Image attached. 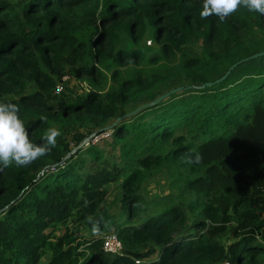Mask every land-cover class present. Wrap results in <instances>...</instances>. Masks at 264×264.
Wrapping results in <instances>:
<instances>
[{
    "label": "trees",
    "instance_id": "trees-1",
    "mask_svg": "<svg viewBox=\"0 0 264 264\" xmlns=\"http://www.w3.org/2000/svg\"><path fill=\"white\" fill-rule=\"evenodd\" d=\"M201 10L202 0H0V102L19 105L35 144L61 131L50 154L0 171V264H264V67L240 68L264 55L204 84L264 50V15L241 8L220 21ZM146 30L156 51L134 46ZM63 75L85 88L55 93ZM181 76L179 92L151 103ZM83 128L88 142L76 147L70 136ZM190 149L201 163L183 162ZM162 168L177 174L185 205L135 222L158 202L140 189ZM112 183L124 221L102 209ZM88 216L102 218L98 234L57 232ZM107 232L123 251L102 248Z\"/></svg>",
    "mask_w": 264,
    "mask_h": 264
},
{
    "label": "clouds",
    "instance_id": "clouds-1",
    "mask_svg": "<svg viewBox=\"0 0 264 264\" xmlns=\"http://www.w3.org/2000/svg\"><path fill=\"white\" fill-rule=\"evenodd\" d=\"M241 8L248 12L264 15V0H202L201 19L216 16L220 21L232 16ZM19 105L13 102H0V171L15 164L24 167L42 156L50 154L57 145V138L61 131L55 127L48 128L42 137L43 143L35 144L29 138L24 120L20 117ZM46 121V116H41ZM186 164H199L202 155L190 149L183 157ZM87 204V201L85 202ZM93 234L100 232L102 218L87 217ZM105 226H107L105 222Z\"/></svg>",
    "mask_w": 264,
    "mask_h": 264
},
{
    "label": "rangeland",
    "instance_id": "rangeland-1",
    "mask_svg": "<svg viewBox=\"0 0 264 264\" xmlns=\"http://www.w3.org/2000/svg\"><path fill=\"white\" fill-rule=\"evenodd\" d=\"M17 1L22 2L23 0H17ZM120 44L126 48L133 46V42L131 40H129L126 35H122ZM192 45L195 48H197L200 52H202L200 41H193ZM134 46L140 47L146 53H149L151 51H156L159 47L158 43H156L152 39V36L150 34V30H146L145 33L143 34L140 42L138 44H134ZM261 55H264V54H261ZM261 55H258V56H261ZM258 56H256V57H258ZM262 60H264V59L262 58ZM260 67H264V62H261L260 58L248 61L246 63H243L240 66L241 70H243L244 73H250V72H252V71H254ZM180 78L181 79L178 80V82H180V84L177 83L178 85H182L184 76H181ZM111 82H112L111 80H109L107 82V87L111 84ZM170 84H172L174 86V83H170ZM85 86H86V83L84 81L81 82V81L74 79L71 76H68L67 79L63 82V87L59 91H57L56 89L54 91H55V93L60 94V95H74V94L78 93L80 88H82V87L85 88ZM161 88H162V86H161ZM179 91H177V92H179ZM129 106H130V108H132L131 105H128L127 107H129ZM130 108H128V109H130ZM130 111H132V110L130 109ZM88 133H89V130L83 128V130H80L78 132L73 133L70 136V138H73L74 141L78 142L76 147H80V146L87 143V142L83 143V141L85 139H88L87 138ZM116 151H118L117 148H116ZM176 176H177V174L172 169L162 168L161 170L157 171L156 173L150 175L142 183L140 193L142 194V196L144 198V202L146 203V202L152 201V200H155L158 202L155 205L151 206L153 208L151 209V211L149 213H145V211L140 208L138 214L133 219L135 222H140V221L144 220V218H146V216H148L149 214H153L155 212H158V211L162 210L164 207H166L172 203H181L183 206L185 205L183 198L179 195L180 190L177 189V187H175L173 185V180ZM102 209L109 212L118 221L126 220V218H127L126 209H125V206L120 201V187H118L117 183L110 184L107 200H106V203L102 206ZM193 218H194V216L190 213L189 218H188V222L192 221ZM72 222L73 221L68 220L67 222H65L66 224H61L57 232H61L62 229L65 227V225H69V226H72L73 228L75 227V229L77 231H79L83 234L93 235V232L91 230L92 227H91V224L88 223V220H86L81 225H78V224L76 225ZM230 229H231L230 231H227L226 234L221 237V239L225 245H227L228 243H230L233 240V228H232V226H230ZM150 248L153 249V248H156V246L152 245ZM43 258H47V255H44Z\"/></svg>",
    "mask_w": 264,
    "mask_h": 264
},
{
    "label": "built area",
    "instance_id": "built-area-1",
    "mask_svg": "<svg viewBox=\"0 0 264 264\" xmlns=\"http://www.w3.org/2000/svg\"><path fill=\"white\" fill-rule=\"evenodd\" d=\"M67 75L62 76V80L55 85V89L59 91L63 87V82L67 79ZM110 134V130H105L99 135L93 138V142L97 141L101 137H106ZM88 142V141H87ZM102 248L110 252H121L123 246L115 232H107L102 234ZM135 261H138V257H135Z\"/></svg>",
    "mask_w": 264,
    "mask_h": 264
},
{
    "label": "water",
    "instance_id": "water-1",
    "mask_svg": "<svg viewBox=\"0 0 264 264\" xmlns=\"http://www.w3.org/2000/svg\"><path fill=\"white\" fill-rule=\"evenodd\" d=\"M261 54H264V50H261V51L255 52V53H253V54H251V55H249V56H246V57H244V58H241V59H239V60L233 62L232 64L229 65V67L227 68V70H226V71H225L220 77L216 78L214 81H206L204 84H206V85H210V84H212V83H214V82H219V81H221L222 79H224V78L229 74V72H230V71H231V70H232L237 64H239L240 62H242V61H244V60H246V59H248V58H253V57H256V56L261 55ZM181 88H182L181 85H178V86L172 87V88L168 89L167 91H165L164 93L160 94V95H159L157 98H155L154 100H152L151 103H154V102H156V101H158V100H160V99H162V98H165V97H167L168 95H170L171 93H175V92L179 91ZM147 104H148V103H143V104H141L140 106L136 107V108L133 109L132 111L126 112L125 114L118 116L116 120H118V119H120V118H123V117H126V116H128V115L134 113V112L137 111L140 107H142V106H144V105H147ZM87 141H88V139H85V140L83 141V143H86Z\"/></svg>",
    "mask_w": 264,
    "mask_h": 264
}]
</instances>
